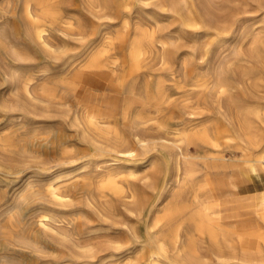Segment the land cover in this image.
<instances>
[{
  "label": "rangeland",
  "instance_id": "rangeland-1",
  "mask_svg": "<svg viewBox=\"0 0 264 264\" xmlns=\"http://www.w3.org/2000/svg\"><path fill=\"white\" fill-rule=\"evenodd\" d=\"M25 1L0 0V264H146L160 243L150 234L155 216L203 177L224 226L264 228L224 185L246 162L222 136L236 104L264 114V0H193L182 14L168 0H124L119 10L55 0L44 40ZM98 57L105 66L92 70ZM130 85L132 96L119 92ZM92 109L105 113L107 134L87 127ZM142 114L150 120L140 123ZM256 124L264 139V117ZM114 127H143L153 143L128 155ZM204 128L214 143L186 139ZM167 166L166 184L153 190ZM195 242L209 256L207 239L196 233ZM164 248L178 258L179 246Z\"/></svg>",
  "mask_w": 264,
  "mask_h": 264
},
{
  "label": "bare ground",
  "instance_id": "bare-ground-1",
  "mask_svg": "<svg viewBox=\"0 0 264 264\" xmlns=\"http://www.w3.org/2000/svg\"><path fill=\"white\" fill-rule=\"evenodd\" d=\"M95 2L97 7L100 6L106 9L110 8L112 5H114V7L117 5L118 10L120 9V4L125 3L124 0H118V2L116 0H96ZM52 4H55V0H29L25 1L23 4L26 18L29 17L27 19L32 20V22H30V27L32 28L33 33H31L38 40H44L43 33L45 32L47 27L46 11L49 12L48 6H52ZM208 4H210L209 1L207 5ZM165 5H168L169 7L174 9L175 12L182 14L184 8L193 5V0H168V3H165ZM35 15L36 19H33ZM257 40L258 39H256V41ZM260 40L261 39H259V42ZM262 45H264V43H261L260 47ZM252 52H255V50L253 49ZM102 62L103 61H101V59L98 57L94 61L91 69L105 66ZM222 84L227 85L226 78L222 82ZM130 87V89L121 90L119 92H124L125 94L132 96V85H130ZM162 93L163 92H160V96ZM125 100L126 99L124 98V101ZM123 105L125 107V103ZM124 107L123 109L125 110L126 107ZM260 107L262 106L260 105ZM234 109H236L234 113L236 114L234 115L236 119L232 123L230 122L231 120L229 121L230 129H224L222 136L226 138V143L238 146L241 149V157L244 159L243 161L246 162V165L242 164L245 167H241V164L239 163L234 164L237 168H240L241 171L245 168V171H243L244 176L241 182H243L244 180H252L255 183H264V139L262 138V133L260 132V128L258 126L259 124H256L263 121L264 114L261 113L262 111L260 108L256 106L250 107L244 103L236 104V108H233V110ZM98 114L99 112H96L94 109L90 110L88 114L86 113V117H88L86 125L87 127H89V129H96L103 134H107L106 131L102 132L101 129L104 128L105 124H102L100 122V119L105 118L103 117L105 113L103 115ZM137 118L139 119L140 123H145L150 120V117L145 118L143 114L138 116ZM115 123L116 122L114 121L113 124ZM106 124L108 125V123ZM142 128L143 127H141L140 130L131 132V134H125L122 129L115 127L113 128V135L115 137H118V147L120 151L127 152L128 155H132V153L138 146H144V144H146L148 141L153 140V138L148 137V132L146 130H141ZM190 137L194 139V142L195 139H199L201 141L203 140L202 142H204V140H207V143L210 139L208 130L206 128L194 131L192 134L187 135L186 139H189ZM210 142L213 141L211 140L209 141V143ZM256 148L258 149L256 153L254 152L255 154H253L252 150H256ZM219 155L221 156V154ZM197 165L198 163H195V166ZM193 166L192 168L194 169ZM260 170L262 171V174H260ZM158 176H160V179H158ZM167 176L168 166L165 168V170H163L162 168H157L155 171V176L151 181L152 189L155 190L156 187H158L160 184H166L168 178ZM228 184L232 188V190L233 188L237 189L239 186V184L235 181V179H233V177L229 178ZM194 186H196V188L191 189V193L188 196H186V193L184 196H181V193H179L178 196L182 198V202L180 205H177V200H174L170 205L165 207L159 215L155 216V219L152 221L150 226V234L153 235L152 239H155L160 243L157 246L158 252L153 250L148 253V260L146 264H264V228L258 226L256 222L254 223V227H252V229L250 230L246 226L238 229L224 226V224L220 222V209L218 208L217 201L215 199V196L213 195V187L211 181H209L208 177L196 179V182H194ZM135 203L140 207L145 205V202L142 200H136ZM255 206L256 207L254 209V212L255 214L259 215V218L262 221V225H264V192L259 198H257ZM151 210L152 208H150V211ZM184 212H189V214L184 222L180 223L179 218ZM246 213H244V215H246ZM184 229L185 232L183 233ZM196 233L199 237H203L209 242V256L203 255L200 252V246H198L199 244L195 242ZM167 243L169 245L175 246L176 248H178L179 246L177 259L171 260L168 257L164 256V246ZM224 249H227L228 253V256L226 258L224 257L225 255L223 256ZM226 259L229 261L224 262Z\"/></svg>",
  "mask_w": 264,
  "mask_h": 264
},
{
  "label": "crops",
  "instance_id": "crops-1",
  "mask_svg": "<svg viewBox=\"0 0 264 264\" xmlns=\"http://www.w3.org/2000/svg\"><path fill=\"white\" fill-rule=\"evenodd\" d=\"M245 165V164H244ZM241 167H245L241 164ZM243 171L244 170H240V168H237L236 166H233V168L230 170L229 174L227 175L226 179L223 180L224 185H227L229 187L230 193L232 194V198H239L242 200L243 204L241 209H242V214L244 215V213H246L245 216H249V217H255V202L257 200V198H259L263 192H264V183L260 182V183H255L252 180H247V181H243L241 182V180L243 179ZM260 174H262V171H259ZM235 179V181L239 184L238 188L235 189L229 186L228 181L229 178ZM223 182L221 183V185L223 184ZM241 182V183H239ZM219 183L215 182V186H218ZM230 201H232L229 198ZM238 209V208H237ZM239 211V210H238ZM237 215V214H235ZM255 220V219H254ZM238 227V226H236ZM240 228V226H239Z\"/></svg>",
  "mask_w": 264,
  "mask_h": 264
}]
</instances>
